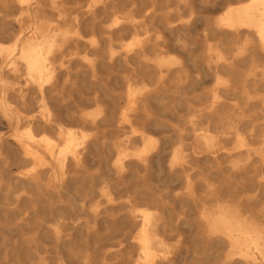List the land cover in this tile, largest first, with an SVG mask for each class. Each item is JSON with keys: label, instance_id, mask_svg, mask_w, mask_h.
Masks as SVG:
<instances>
[{"label": "bare ground", "instance_id": "1", "mask_svg": "<svg viewBox=\"0 0 264 264\" xmlns=\"http://www.w3.org/2000/svg\"><path fill=\"white\" fill-rule=\"evenodd\" d=\"M213 1L0 0L2 237L50 246L39 264H176L195 227L198 264H264V0Z\"/></svg>", "mask_w": 264, "mask_h": 264}, {"label": "rangeland", "instance_id": "2", "mask_svg": "<svg viewBox=\"0 0 264 264\" xmlns=\"http://www.w3.org/2000/svg\"><path fill=\"white\" fill-rule=\"evenodd\" d=\"M220 1L221 0H214L213 3L211 5H208L207 7L208 8H210L212 6L214 7V5H216ZM14 28H16V27H14ZM27 32H28L27 29H26V31L25 30L23 31V33H27ZM172 54L176 55L177 53L173 52ZM176 111L174 110L171 112V111L166 110V111H163L161 113L160 120L163 121V123L167 125V127L165 126L166 128H164V130L167 131L165 133V135H167V136H170L172 134L171 132L174 128H177V127H179V125H181V121H182L181 120V114L182 113L177 111V114H176ZM152 131H155V130H152ZM154 135L158 136L159 133L155 131ZM174 140L176 141L174 135L172 138L168 139V141H167V145H168L167 153L170 151L171 147L178 145L177 142H174ZM225 144L228 147H231L233 145V143L231 141H227V142H225ZM196 148L198 151L201 150L200 152L204 153V151H205V148L202 145L201 141L196 142ZM169 160H170V155L167 154L165 156V159H163L164 167H166V164L168 163ZM87 164H88V168H90L92 170H94L96 167H98V163L96 160L88 161ZM199 166H200V168H203L206 166V164L200 163ZM12 167H10L11 175L19 176V172H21V173L25 172L26 170H28L30 165H28L27 167H25L21 170L17 166L12 165ZM101 167H103V166L101 165ZM150 176H151V178H150ZM149 178H150L152 185L155 186L154 189L155 190L158 189V192L160 191V193H163L166 196V198L164 200L168 201L170 205H171V202L168 199H170V197L172 195L182 193L184 190L183 184L180 183L178 180L176 181V179H171L169 174L166 173L165 169H163V171H160L157 169V167L154 166L152 168L150 175H149ZM197 192L199 195H202V190H200V188H198ZM1 198H3L2 195L0 196V200H2ZM11 198H12V196L9 198V200H8L9 202L11 201ZM92 198H93L92 200H90V197L87 198V200H88L87 204H84V202H79L80 204H82V212H83L82 217H84V216L86 217L87 215H90L92 213V211L89 208V206L97 204L102 199L101 197H98V196H94ZM13 206L14 205H11L10 208ZM86 209H87V211H86ZM185 209H186V213H187L189 218H194L196 216L195 215V208L192 205L186 206ZM1 214L2 213H0V215ZM0 219H1L0 225H2L3 227L9 226L10 229H16L19 227V225H17V223L19 224V215L12 214L8 211L5 214H2V216H0ZM12 219H14V220H12ZM5 229L3 228L1 230L5 231ZM24 230L25 229H23V231L19 230V234L15 233V232H7V234H9L8 235L9 237L7 235H5L4 237H2L0 235V251H2V253H0V256H1L0 257V264H39L38 258L42 257V256L46 259V261H51L53 259L54 253L50 250V246H47V248L49 247L48 248L49 252H45L44 250H42L41 245L39 246V245H36L35 243H29L25 238ZM182 233L184 234L185 238L183 240V243L181 244V247L178 249V252H177L178 255L176 256V264H198V263H202V262L205 263L206 261H203V258L205 257L204 254L199 253V254H195V256H194V253L191 250L193 248L200 247L199 244L193 243L188 238L189 234H192V233L196 234L197 229L195 227L191 230L182 229ZM23 239H25V240H23ZM110 243L113 246V244L117 243V242H110ZM110 243L106 242L107 248L111 246ZM170 244L174 245L173 241H171ZM125 245H126V247H125ZM77 246H78V248L80 247L81 249L85 248L84 245L79 244V243ZM1 247L4 249L2 250ZM113 247H115V248L121 247V249H125L127 251L133 250V247H132L131 243H129V240L124 241L120 245H115ZM2 255H3V258H2ZM61 256L63 257L64 262H66L67 264H80L81 263L78 259L71 258L70 256H68V254L66 252H62ZM27 257H28V259H27ZM108 257L111 258V256H108Z\"/></svg>", "mask_w": 264, "mask_h": 264}]
</instances>
